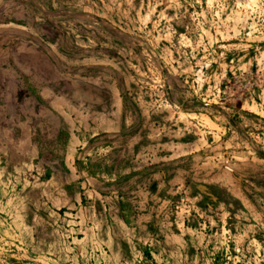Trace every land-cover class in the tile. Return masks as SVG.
<instances>
[{
  "label": "rangeland",
  "instance_id": "1",
  "mask_svg": "<svg viewBox=\"0 0 264 264\" xmlns=\"http://www.w3.org/2000/svg\"><path fill=\"white\" fill-rule=\"evenodd\" d=\"M0 264H264V0H0Z\"/></svg>",
  "mask_w": 264,
  "mask_h": 264
},
{
  "label": "trees",
  "instance_id": "2",
  "mask_svg": "<svg viewBox=\"0 0 264 264\" xmlns=\"http://www.w3.org/2000/svg\"><path fill=\"white\" fill-rule=\"evenodd\" d=\"M47 178H49V174H47V176H46ZM123 219H124V217H123Z\"/></svg>",
  "mask_w": 264,
  "mask_h": 264
}]
</instances>
